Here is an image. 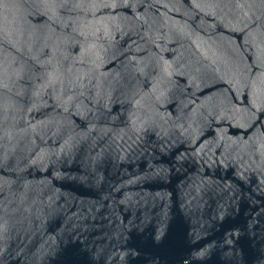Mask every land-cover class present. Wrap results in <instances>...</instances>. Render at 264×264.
Masks as SVG:
<instances>
[{
    "label": "water",
    "instance_id": "water-1",
    "mask_svg": "<svg viewBox=\"0 0 264 264\" xmlns=\"http://www.w3.org/2000/svg\"><path fill=\"white\" fill-rule=\"evenodd\" d=\"M0 264H264V0H0Z\"/></svg>",
    "mask_w": 264,
    "mask_h": 264
}]
</instances>
